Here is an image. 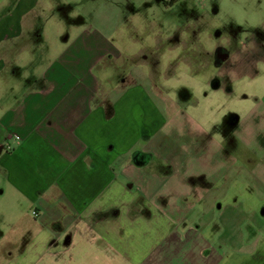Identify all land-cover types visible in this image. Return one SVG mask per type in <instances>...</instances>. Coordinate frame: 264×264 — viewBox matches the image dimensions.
I'll return each mask as SVG.
<instances>
[{"label":"crops","instance_id":"1","mask_svg":"<svg viewBox=\"0 0 264 264\" xmlns=\"http://www.w3.org/2000/svg\"><path fill=\"white\" fill-rule=\"evenodd\" d=\"M35 3L18 0L13 9L0 16V74L10 70L15 75L17 64L23 63L19 51L34 50L32 41L37 33L31 11ZM68 37L65 35L66 41L58 53L54 52L41 77L26 81L29 85L25 93L2 116L7 139L0 142V150L5 149L0 152V162L7 181L29 202L27 214L35 227L25 242L10 243L14 248L0 264H147L153 258L159 263L172 240H184L189 248L191 258L179 254L182 263L192 264L194 258L193 264H212L214 259L201 255L200 246L194 244L193 228L176 234V220L161 208L163 192L159 186L149 194L144 191L150 179L146 168L156 155L151 150L152 139L167 124L159 105L148 90L140 87L122 86L115 94L112 89L100 92L91 69L109 48L102 47L90 33L76 35L71 46ZM248 43L242 41L232 53L228 46L218 43L208 55L216 67L225 70L235 66L245 73L258 61L264 62L263 44ZM147 61L145 64H149ZM245 66L249 68H241ZM214 80V76L205 78L206 95L209 84L213 90L223 87L229 91L224 81ZM188 95L178 94L182 101ZM260 105L264 108V97ZM238 118L227 119L225 128L217 131V140L210 132L211 140L202 138L198 144L192 138L188 143H171L179 148L174 151L175 157L163 159L152 173L164 185L171 182L178 188L179 181L187 185L184 197H200L199 204L212 210V194L221 191V196L227 197L232 191V207L229 204L223 212L219 207V218L228 233L218 240L229 247L243 246L239 243L244 238L241 229L228 223L233 217L242 222V230L252 222L258 229L264 227V204L248 207L249 193L233 185L241 180L248 184V192L264 196V139L255 136L262 129L257 126L253 138L242 139ZM231 119L238 120L236 128L235 123L229 129ZM188 147L192 149L188 154L210 155L201 163L196 160L199 171H192L187 156L179 158L180 151L187 154ZM219 150L234 155V162L219 158L215 163L221 173L214 176L211 157ZM186 197L183 199L188 200ZM153 199L158 203L153 204ZM211 221L205 220L208 225ZM172 234L176 238L170 239ZM210 249L211 257L219 255V250ZM197 254L201 256L198 260Z\"/></svg>","mask_w":264,"mask_h":264},{"label":"rangeland","instance_id":"2","mask_svg":"<svg viewBox=\"0 0 264 264\" xmlns=\"http://www.w3.org/2000/svg\"><path fill=\"white\" fill-rule=\"evenodd\" d=\"M16 1L0 0V16L13 9ZM34 1L36 3L31 11L37 33L36 40L32 41L34 50L19 51L23 63L17 64L15 75L10 70L0 74V142L7 139L2 116L25 93L29 85L26 81L41 77L45 66L53 61L54 52L58 53L59 46L66 41L65 35L69 36L67 44L71 46L76 35L90 33L96 40L99 39L102 47L109 48V53L98 59L91 69L99 81L100 92L112 89L115 94L116 90L131 86L146 89L167 119L163 132L152 139L154 146L151 150L156 155L153 156V163L146 168L150 179L148 187L145 185V193L149 194L159 186L160 192H163L161 208L176 220V234H185L193 228L195 232L191 237L196 240L194 244L200 246L201 255L214 259L212 264H264V227L258 229L253 222L246 224L242 230V222L238 223L239 219L233 217L228 223L241 229L244 238L239 243L243 246L219 244L218 238L228 233L219 218L222 216H219V207L222 206V212L229 204L232 207L235 202L231 197L232 191L227 197L221 196V191L215 192L218 195L212 194V210L205 204H199L200 197L185 196L188 200H184L187 185L176 182L174 178L172 181L180 184L178 188L171 182L164 185L152 174L163 159L175 157L174 151L179 148H174L171 143L180 140L188 143L187 139L192 138L198 144L202 138L211 140L210 132L217 140L220 138L217 131L225 128V122L230 117L241 118L238 134L242 139L253 138L257 126L262 130L255 136L264 139V108L260 105L264 97V62L258 61L252 68L241 67L245 70L249 68L245 73L235 66L223 70L216 67L209 55L202 51V47L211 50L222 43L232 53L235 46L241 47L242 41L249 42V46L259 41L263 44V54L264 0H177L168 5L163 0ZM210 76L222 79L228 84L229 91L223 87L213 90L214 86L209 84L206 95L205 78ZM178 94L190 95L182 101ZM238 120H229V129L235 123L236 128ZM9 143L6 142V145ZM160 143L165 147H160ZM191 150L188 147L187 154L181 150L179 158L187 156L192 171L193 168L199 171L201 167L196 160L201 163L208 154H188ZM221 157H225L230 164L234 162V155L230 153L221 150L213 152L211 172L214 176L221 173L215 163ZM236 184L243 193H249L248 207L264 204V196L257 191L248 192L247 183L239 180L233 183ZM155 201L151 202L155 204ZM29 209V202L7 181L0 162V260L5 259L10 249L14 248L10 243L25 242L34 231V220H29L27 214ZM229 209L232 211V208ZM199 214L201 217L198 219ZM249 219L253 221L250 214ZM205 220L212 224L208 225ZM175 236L172 234L170 239ZM211 247L219 250V255L211 257ZM164 253L165 258L159 263L153 258L147 264H189L187 261L182 263L179 258L180 253L191 255L184 240L176 243L168 241ZM200 257L196 255L197 260Z\"/></svg>","mask_w":264,"mask_h":264},{"label":"flooded vegetation","instance_id":"3","mask_svg":"<svg viewBox=\"0 0 264 264\" xmlns=\"http://www.w3.org/2000/svg\"><path fill=\"white\" fill-rule=\"evenodd\" d=\"M177 0H170V1H167V0H163V2H164V4H173L174 2H176ZM175 36H177V35H175ZM177 37H179V36H177ZM209 49V48H208ZM202 51L204 52V53H206V55H208V53L210 52V50H207V49H205V47H202ZM214 82H220V81H223L222 79H220V78H218V77H214ZM216 86V85H215Z\"/></svg>","mask_w":264,"mask_h":264},{"label":"built area","instance_id":"4","mask_svg":"<svg viewBox=\"0 0 264 264\" xmlns=\"http://www.w3.org/2000/svg\"><path fill=\"white\" fill-rule=\"evenodd\" d=\"M17 139H18V137H17ZM10 147V146H9Z\"/></svg>","mask_w":264,"mask_h":264}]
</instances>
